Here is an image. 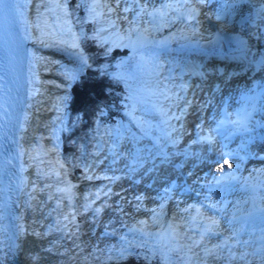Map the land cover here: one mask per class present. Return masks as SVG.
Instances as JSON below:
<instances>
[{
  "label": "bare ground",
  "instance_id": "6f19581e",
  "mask_svg": "<svg viewBox=\"0 0 264 264\" xmlns=\"http://www.w3.org/2000/svg\"><path fill=\"white\" fill-rule=\"evenodd\" d=\"M51 1H53L54 5H57L59 8L63 7V5L60 4L61 1H59V0H51ZM38 2H39V0H14L13 7H12L13 13H14L15 18H16V25H17V28L19 31V36H20V39H21L22 44H23L24 60H23L21 94H20L21 107H20V112L16 118L15 128H14V132H13V144L16 145V147H15L16 153H15V161H14V167H13V173H12V180H11V200H10V204H9V209L12 212V215H10L12 218V227L6 221V216H5V211H4V209H5L4 208V190H3L1 179H0V264H43L39 260V255L44 252L43 251L44 250V247H43L44 244L40 241V234L38 232V221L39 220L42 221V216L40 217L39 213H40V209H42V202L43 201H42L40 196H41V193H45V195L47 193L43 192L42 189L39 188L40 187L39 181L42 179H47L48 177L43 174V170H41V165L39 163H37V161L33 158L31 149L28 148L27 143H26V141L28 139V135L30 134V131L33 130V126L31 124V122H33L34 124L35 123L37 124L38 128L36 130H41V126L39 124L40 119L43 120V118H45L46 115L47 116L50 115L48 118V122H47V124H49V126H48V131L50 132L49 135H51V137L49 138V141L51 144L57 146L59 148V150L61 147L59 144V140H61V138L59 137V129H60L59 127L61 126V122H62L61 114H63V110H64L63 99H64V96L66 95L65 89L68 86V83H67V86L64 87V85H66V83L64 84V82H65L64 80L66 78L68 79V76L62 74L60 71V77L61 78L63 77L64 80L62 79L63 82H61V80H57V82H55L56 85H58L57 87H60L59 85L62 86L58 90L56 88H54V89L49 88L50 93H45L46 89L42 90L40 88V83H42V84L43 83H49L50 81H46L47 79L53 80V78H46V76L49 75V74L45 73V72H47V70H46L47 64L48 63L52 64L53 62L51 63V61H54L55 63H57L56 64L57 66H60L61 70L63 68L61 66H64V64L61 65V63L56 62L53 59V57L52 58L49 57V55L44 50L45 48L42 47L41 34H40L41 29H42V23L40 21V17H38V15L40 16L38 4H40L41 7H43V5L45 3L43 1H40V3H38ZM125 6H126L125 3L120 4L121 8H124ZM47 10H49L48 6H47ZM42 13H44V12H42ZM49 18H50L51 23H52V19H54V14L50 15ZM94 18L98 19L100 24H103L104 19L106 17L102 16V17H94ZM258 18H259V21H258V27H259L261 25V23H264V10H260L258 12ZM62 20H63V18L61 19L59 17L58 22L55 24V26H57V27L60 26L62 24V22H61ZM42 22H43V20H42ZM61 32H63V31H61ZM61 32L59 34H57V38H59L60 36L65 37L64 33L61 35ZM245 37H247V36L245 35ZM253 47H254V42H253L252 37H249L248 39L246 38L245 42H238V41L230 42L229 48H227V50H222L221 48L218 51L215 50V52L219 54L218 58L216 60H211V61H207V62L202 61V63L200 64L201 66L198 65L200 62L196 63V66L187 65L186 67L184 66L185 67L184 69L190 68L188 70H189L191 76L196 78L195 82L199 83L201 81V79L205 80L206 82H209V81H211L210 77L206 73H204L205 71H202L200 69L202 67V65L207 63L205 65V67L207 69L211 68V72H215V74H213V76H212V80L217 81V83H220V85H218V86L216 85V91L218 89H220V87L222 85L225 84V85L229 86V90H225V92L222 93V94H224L222 96L227 97V95L230 94L231 97L232 96L235 97L234 98V99H236L235 101H238L239 95L242 92H244L245 89L250 91V89L253 86L256 89H259L260 87H262V83L264 82V67L257 70L256 73H254L256 68H252V67H249V70L246 71L247 68L245 69V67H242L245 64V62H243V60H242L241 64L238 65L239 70L236 73L238 75H236V78H235L236 80L234 81V84H233V79H232L233 75L230 76V73L232 72L230 69L231 66L228 67V70H227V66H226V65H229V63H232V61L226 63L225 61H223V59L227 57L226 55H228V57L230 59H233V58L243 59L244 58V59H247L246 64H249V62L253 64V63H255V60H256V55L253 53H250L253 50ZM222 51H224V53H226V54H224ZM141 58L146 59L147 56L142 53ZM193 59L201 61L200 57H193ZM61 60H62L61 62L66 63L65 66L67 68L70 67V64H67V63L76 62L77 65L79 64V62L71 61L70 59L67 61H64V59H61ZM225 60L227 61V59H225ZM233 62H234V60H233ZM86 63H87V61H86ZM143 64H144V66H147V67L154 66L152 64V62L149 60H143ZM66 67H64V68H66ZM60 68H57V69H60ZM170 71H171V68H170ZM73 72H74V70H72L70 77L74 76ZM202 75H203V77H202ZM222 76H224L225 78H223V80L219 79ZM179 77H181V76L178 75L176 79H179ZM149 80L154 81L155 79L151 78ZM223 81H225L224 84H222ZM160 83H161V81H160ZM182 85H183L182 80L175 82L174 85L169 84L171 89L167 92L178 91V90L182 89ZM206 85H208V84H206ZM202 86L203 85L201 83V85L199 86L197 91H199V90L205 91V89L202 88ZM211 87L213 89L215 87V85H212ZM230 87H232V88H230ZM149 93H150V96L155 97L153 91H151ZM145 96L147 98L149 97L148 95H145ZM48 99H49V101H48ZM46 101H48V104H46ZM170 101L172 103L171 99H170ZM164 103H165L164 106L165 105H166V107L170 106L169 104H167V101H165ZM59 104L61 106V110L47 112V108H46V110L44 111V114L41 113V116L40 117L38 116L39 110H41V107H43V109H45L46 106H48V107L53 106V108H58ZM51 114H53V115H51ZM37 116L39 117V119L37 118ZM169 116L172 119L170 114H169ZM34 120H36V122H34ZM37 121H38V123H37ZM153 124H156V123H153ZM39 127H40V129H39ZM260 144H261V146H264V142H261ZM171 147H175L178 151H180L179 149L184 147V146L177 147L176 145H173ZM244 147L245 146H243V148ZM103 158H104V156L101 157L98 154L97 155V161H100V162H98V166H96V167L93 166V169H95L94 173H96V175L98 177H100L99 176L100 173H105L106 175H111L108 173L106 165H104ZM189 159L190 160H188V162L191 163L190 165H192V166L195 165L194 163L198 161L197 158L196 159L189 158ZM180 161L179 160H177V161L173 160V163H172L173 166H177L176 167L177 173L179 170L178 163H180ZM184 162H187V159ZM203 165H201V166H203ZM209 166L207 164L204 165V167L207 169ZM211 166H214V164ZM215 168H217V166H215ZM117 170H116V172H114V174L118 175V179H117L115 184L122 185L121 178L123 177V175H121V174L124 171L121 173V170H120V173H119ZM177 173L176 174L169 173L164 177V181H163V184L165 185L164 188H166V186H168L170 183H172V184L176 183L177 186L180 187V184L182 183L183 178L181 176H177ZM101 175H103V174H101ZM106 179L107 178H104L102 180V182H100V184L103 182L107 183L108 181ZM213 180H216V178H214ZM96 186H98V185H96ZM111 186H113L115 188V185H111ZM158 187H162V185H158ZM169 187L172 188V185H170ZM118 188H120V187H118ZM214 188L217 189L214 197L218 200H223L227 197L226 200H227V202L229 201L227 203V206L231 205V203H232L231 199H234V198L236 199V197L239 196V192H238V190H236L235 185L230 186V185H224V184L220 185L219 184V185H216ZM178 189L179 188H177V190ZM116 190H119V189H116ZM137 191L142 193L144 190H142V189L140 190L137 188V189H135V192H137ZM159 191H161V190H159ZM145 192H148V191H145ZM147 194H149V192ZM151 194L152 193H150V195ZM165 194L166 193L162 191V193L157 194V195L152 194V196H155L153 198H155V200L157 201V200L163 199ZM122 195H123L122 192H119L118 196L111 195V191H110L108 194H105L104 199H101L100 201H104L106 199H109L110 201H115L118 199V197L120 198ZM179 195L183 196L185 199L189 200L188 203H191V204H188V206H192V202H195V199L192 198L191 194L182 195V193L180 192ZM85 201L86 200H84V202ZM180 203L184 204L185 202H180ZM86 205H88V204L85 202L84 206H86ZM58 211H59V209H57V210L55 209L54 216L56 218V223H55L56 227L59 229V225L61 227H63V225H62V222L60 220V215H59ZM205 211H207V210H205ZM138 212L142 213L143 212L142 208H140V210H138ZM227 212L231 215H233L235 213V211L233 209H229ZM98 213H100V214L94 213L95 217L91 213L90 217L92 220H90L87 223H90L91 221H93L94 218L96 219V217H98V216H100V217L102 216L101 221L104 224H106V221H108V220L104 215H108V214L111 215V211L109 210V208H107L105 206V207L101 208L100 212H98ZM148 214H150V213H148ZM171 214H172V210L168 209V216L170 217L171 220H173V218H171ZM240 215H241V218L239 219V221H243V225H240V227L243 228L244 230H242L241 235L239 237H241L240 239H241L242 243H244L247 240L246 234L244 232L247 230L248 227H250L248 225L251 223H254V222H258L259 220L252 221L250 223H246L245 212L241 213ZM238 217L236 218L237 220H238ZM148 218H151V217H148ZM154 221L156 222L157 220H153V218L151 220L144 219V221L141 223L144 225L151 223V225L154 226V224H155ZM80 222L86 223V221H84L83 219H81ZM114 223H116L118 225L119 221L117 222L115 220ZM115 228H117V227H115ZM45 229L46 228H44L43 230L46 231ZM70 229H71V231L74 230L72 223L70 225ZM118 229L120 230V228H118ZM87 230L90 231L89 228H87ZM114 231L118 233L117 229H114ZM48 232L51 233V235L53 234L52 236L55 237L57 240H59V238H57V236H58L57 232H52V230H48ZM109 234L117 235L115 233H112V230H106V233H103L102 235L104 237H106ZM184 235H186V234H184ZM236 235H237V233H236ZM235 238H237V237H235ZM182 239L184 242H186L185 245H188V247L192 253H194L195 251H199L202 253H206L208 256L206 259L199 260V259H197L200 257L199 255H197V254H196V256L192 255V256H190L188 261H187V259H185V261L183 263L188 262L189 264H202V263L203 264H226V261H228V259H226V260L222 259V257L219 254L220 250H217V252L208 251V249H204L203 251H201L199 248H196V249L194 248L195 243H193V245L191 246V242L187 241L189 239H187L185 236ZM102 240L103 239H98L97 241H94V243H91L89 241V243L87 242L86 244L84 242H81V244L84 245L83 254H82V260L83 261H87V263H89V264H100L102 262L100 260V256H102L103 252H107L106 250H108V251L109 250H117L118 247H117V244L115 242L111 241L109 244H107V242L105 241V243L103 244L100 242ZM180 242H182V240ZM204 245H206V244H204ZM90 247H92L91 250L87 251L86 249L90 248ZM242 249H243V252H246V253L248 252V246L247 245L245 247H242ZM174 253H176V252H173V251L170 252L171 257H174V255H173ZM237 256L238 255H236L234 253L233 260H232L233 264H238L237 263L238 261L236 260ZM103 262L105 263V260H103Z\"/></svg>",
  "mask_w": 264,
  "mask_h": 264
},
{
  "label": "rangeland",
  "instance_id": "374dc122",
  "mask_svg": "<svg viewBox=\"0 0 264 264\" xmlns=\"http://www.w3.org/2000/svg\"><path fill=\"white\" fill-rule=\"evenodd\" d=\"M86 13L90 14V8L88 6H87ZM72 16L74 17L73 14ZM81 35H82V31L78 30L76 32V37H79ZM139 50L143 51L144 52L143 54L147 56V58L144 60L151 61L154 66L152 67L142 66L144 65L143 62L141 65V61H136V62H133L123 67L122 69L121 66L123 65L122 63L124 61L118 62V63L114 61L111 65L112 70L110 73L115 78L118 84V87L120 85H123L125 89V92L121 97L122 103L120 105L117 104V108H119L120 110L118 109L119 110L118 112L113 111L116 117L114 119L113 118L109 119L110 122L107 123L108 125L105 124L104 127L100 128V130H99L98 124L94 125L93 129H96V133H94L95 135L93 137V140H91L88 143L86 148L84 147L83 144L79 143L73 147L72 152L70 151L67 155L63 154L64 158L67 159L68 162H74V161L76 162V160H78V158L81 156L82 157L81 161L83 163L84 161L89 159L90 156L92 155V154L89 155V152L95 153V154L97 152V155L99 154L101 157L104 156L103 158L104 165H106L109 174H114V172H116L117 169L119 173H120V170H121V173L124 171L121 174L123 175V177L121 176L122 186H126L127 190L132 194L133 197H134L135 189L137 188L140 190L141 189L144 190L143 191L144 194H147L148 192L149 194L152 193L156 195L162 193L163 190L161 189V191H159L160 189L158 190V185H162V188H164L165 187V185L163 184L164 177L169 173L171 174L177 173L176 171L177 166H173L172 164L173 160H176V161L181 160L180 163L185 164V170L187 172L189 171L190 173L189 175H191L190 177L193 176L197 179H200L202 176L206 175L210 169H213L215 168V166H217V164H214V166H211L213 165V163H206L208 161H205L204 159H201L200 161L195 162L196 164L194 163L195 165L192 166L190 165L191 163L184 162V160L181 159L180 154L175 156L171 154L172 152L170 153L171 148L173 152L178 151L176 148L170 147L168 148L169 150L168 149L164 150L166 149L164 148L165 141L160 136L159 138H157L158 131H157V128L153 126L155 124L150 125V124L145 123L149 118L148 116L136 115L139 109L141 108L145 109L144 101L136 99L135 97L137 96L131 94L129 90L130 89H141L142 84L144 83L143 82L144 78L148 76V79H151V78L155 79L154 80L155 83L149 84L147 86L154 88V89H151V91H153L155 97L157 98L158 96L161 97L164 91L167 92L171 89L169 84L174 85L172 83H169L166 85V81H168L170 77V68L172 69L175 68V70L172 71L173 78H170V80H175L176 78L174 77V74L176 75L177 73H179L180 71L179 69L181 67L179 66V62H177V58L175 56H172L171 54H165L164 56H155V55H150L152 54V52L149 53L147 50H141L140 48ZM45 52L51 58L58 57L56 53L51 52L50 50L49 51L46 50ZM86 58H89V57H86ZM86 58L79 56L78 59H80L81 64H78V65L76 62L67 63V64H70L69 68L65 66L66 63L61 62L62 60H59L58 62V63H61V65L64 64V66H61L63 67L62 70L60 66H58V68L60 69H58L57 72L59 73L61 71L62 74L68 76V79L66 78L64 80L65 81L64 84L66 83L64 87L67 86V83H68V86L65 89L66 95L64 96V99H63L64 110H63V114H61L62 122H61V126L59 127L60 134L61 132L63 133L65 131L66 120L68 118L67 116L68 113L66 109L68 105L67 102L69 100L68 92L71 88L72 83L76 81L77 77L81 75L82 71L86 69L85 63H82ZM95 58L100 59L102 57L100 58L99 56L92 57V59H95ZM204 59H205L203 60L204 62L211 61V60H208L206 57ZM232 60H234V62L232 61V63H229V65H226V66H227V70H228V67L231 66L230 69L232 72L230 73V76L233 75L232 76L233 84H234V81L236 80L235 79L236 75H238L236 74L237 71L239 70L238 65L241 64L238 61L243 60V62H245V64L242 67H245V69L247 68L246 71L249 70V67L255 68L254 63L252 64L249 62V64H246L247 59L233 58ZM64 61H67V60H64ZM223 61L226 62L225 59H223ZM205 65L206 64L202 65V67L206 68ZM184 66L185 65H182L183 70H184ZM72 70H74L73 72L74 76L70 77ZM153 71L156 73H154ZM204 73H206L211 79V81L209 82H206L203 79H201V81L199 82V83H202L203 85L202 88H204L205 91H211L210 90V88L212 89L211 86L215 85V87L213 88L215 89V93L213 94V96L219 95L220 100L224 102H228L227 98L231 100V102L234 100L235 97L233 96L231 97L230 94H228L227 97L222 96L224 95L222 93H224L225 90H229V86L224 84L225 81H223L222 83L224 85H222L220 89L216 91V85L218 86L220 85V83H217V81L212 80V76L213 74H215V72H210L206 68ZM254 73H256V70L254 71ZM51 76H53V74L46 76V78L51 77ZM223 78L225 77L222 76L219 79L223 80ZM61 79L63 78H60V80ZM150 81L151 80H149V82ZM61 82L63 81L61 80ZM97 116L100 118L103 117V120L106 122L108 121L110 114L102 111V112H98ZM141 120H143V122ZM156 126H159V124L156 123ZM262 142H264V140ZM96 143H97V146L95 145ZM248 162L252 163L253 160H250ZM202 163L204 165L207 164L208 166L209 165L210 166L207 169L204 167ZM177 176H179L178 173H177ZM177 188L180 189V187L177 186L176 183H173L172 189H174V191L177 194H180V192H178L179 189L177 190ZM145 191H148V192H145ZM152 194H151V197L149 198L150 200L153 199ZM248 226L250 227H248L247 230L244 232L246 234L247 240L244 243L241 242L240 246L241 247H245L246 245L248 246V252L246 256L249 257L250 259L251 258L253 259L252 264H263L264 263V221L259 220L254 225L251 223ZM113 235L114 234H109L108 236L104 237L105 239L103 238L104 241L102 240L100 242L104 244L106 241L107 244H109L111 241H113L117 244L118 248L117 250H109V252H103L102 256L104 255V257L101 258V261H103L104 259L105 261H107L108 259L121 258L127 252L126 248L128 245H132V246L142 245L143 246V244H137L136 242H132V241H123L119 243V239H117V235H114V236ZM143 247L146 248V246H143ZM147 251H148L149 256H152V255L157 256V249L155 247L147 248ZM172 251L174 252V250ZM162 257L163 255L161 253V255L159 256L160 263L163 261ZM179 262L180 260L178 258H171L168 264H178ZM103 264H106V263L103 262Z\"/></svg>",
  "mask_w": 264,
  "mask_h": 264
},
{
  "label": "water",
  "instance_id": "95a60500",
  "mask_svg": "<svg viewBox=\"0 0 264 264\" xmlns=\"http://www.w3.org/2000/svg\"><path fill=\"white\" fill-rule=\"evenodd\" d=\"M48 3L52 4V9H56V6L54 5L53 1L51 3ZM41 12H39L40 16L38 15V17H40V21L42 23V29L40 34L41 44L42 47L45 48L44 50H50L51 52L56 53L58 57H53L56 62H59V60L61 59H70L71 61H76L74 57L69 56V53H67L66 51L67 48L64 47L63 43L58 41L57 39V34H59L61 31H63L61 32V35L63 33L65 35L67 34V30H65L66 21L63 19L61 21L62 24L57 27L55 26V24L58 22V17H54L51 23L50 18L45 17ZM60 18L62 19L63 17ZM51 63L52 64H47V72L45 73L49 75H52L53 73V76L48 77L53 78V80H46L52 82L43 84L40 83V88L42 90L46 89L45 93H50L49 88H56L58 90L62 87L61 85H59L60 87H57L58 85H56L55 83L61 78L60 72H57V63H55L54 61H51ZM48 101H46V104H48ZM47 107L48 106L45 107L43 112L46 110ZM50 109L51 106H49L48 110ZM19 112L20 111L17 112V116ZM34 122H36V120H34ZM44 125V122L40 119V126L42 127V130H40L39 135H36L37 132L33 129L34 134L28 135V139L26 141L28 148L31 149L33 158L37 161V163L41 165V170H43V174L48 177L47 179H42L39 181V188H41L43 192L47 193L46 195L45 193H41L40 196L43 201L42 209H40L39 213L40 217L42 216V221H38V232L40 234V241L44 244V252L39 255V260L43 264H89L87 263V261L82 260L84 245H82L81 242H84L85 244L87 242L89 243V241L91 243H94V241H97L98 239H103L104 236L102 238L101 235L103 233H106V230H112V233L117 234V239H119L120 235H122L123 232H127L128 229L126 227L129 225L128 223L130 222V220H134L136 218V213H140L138 212V210L142 208V211H145L146 207H144L140 202H134V199L131 197L130 192L126 189L123 190L122 188L121 189L123 190V195L120 198L118 197V199L114 201L116 203L110 201L109 199L100 201L101 199H104V195H101L102 191L106 188H109V190L113 188V186L106 184V182H104V187L98 191V198L95 201L90 200V198H93L91 192L96 191L97 186L95 184H89V181L83 180L81 178L76 179V184H71L67 181V176L70 175V170H67L65 168H57V164L58 166H60L59 164L63 163V161L60 159L58 151H54L53 156H51V153L46 149L44 141L45 135L43 134L46 131ZM15 153L16 149L13 147V149H10V151L8 150V154L9 156H11V159L8 158L6 155L0 154V160H2L3 157L6 159V162L4 161L7 167V169L5 170V178L4 180L1 179V171L0 179L2 180L1 183L4 190V211L6 221L11 227L12 218L10 215H12V212L9 209V204L11 200V180L15 161ZM85 184L88 185L85 186ZM112 185L115 184L112 182ZM84 189L88 190L86 191L87 193L90 192V194L88 195L90 198L87 199L86 203L90 206L94 217V213L100 214L98 212H100V209L105 206L109 208V210L111 211V215H105L108 220L106 221V224L101 221L102 216H98L96 217V219L94 218L93 221H91L90 223L84 225L83 228L80 227L77 232V226H79L81 222L75 219V212H77V209L81 206L84 207L85 202L82 204L81 201L82 194L83 192H85ZM111 195L118 196L119 193L114 194L113 192H111ZM55 209H59L58 212L63 225V227L59 225V229L56 227L55 224ZM115 220L117 222L119 221L118 225L114 223ZM71 223L74 227V230L72 231L70 229ZM44 228H46V231L43 230ZM87 228H89L90 231H88ZM118 228H120V230ZM114 229H117L118 233L115 232ZM48 230H52V232H57V238H59V240L53 237V234L51 235ZM132 230L135 231L136 229L133 228ZM152 233L154 235L153 238L157 237L159 234V238L157 239L161 241L160 246L163 248V250L168 246V243H170L171 241H174L175 243H177L176 241L180 242L184 237L183 234H185V232L181 231L179 228L170 227H156L155 230L152 231ZM149 241L153 242L151 240ZM197 243L198 242H196L194 245H196Z\"/></svg>",
  "mask_w": 264,
  "mask_h": 264
},
{
  "label": "trees",
  "instance_id": "16d2710c",
  "mask_svg": "<svg viewBox=\"0 0 264 264\" xmlns=\"http://www.w3.org/2000/svg\"><path fill=\"white\" fill-rule=\"evenodd\" d=\"M70 5L77 14V18L81 19L85 6L77 10L75 0L71 1ZM80 47L83 53H88L89 58L86 59V69L72 83L68 92L69 100L66 108L68 118L65 131L60 134L61 149L65 155L72 152L76 144L81 143L86 148L96 133V129H93L94 125L98 124L100 130L110 122L109 119L116 117L113 111L120 110L117 104L122 103L121 97L125 92L123 85L118 87L110 73L111 61L116 53L108 57L103 53L98 54L97 46L88 39L86 33L81 37ZM93 56L102 58L92 59ZM102 111L110 114L106 122L103 117L97 116V113ZM126 251L121 258L108 259L105 262L107 264H159L157 258L149 256L147 249L142 246H132Z\"/></svg>",
  "mask_w": 264,
  "mask_h": 264
},
{
  "label": "snow or ice",
  "instance_id": "6c2138e0",
  "mask_svg": "<svg viewBox=\"0 0 264 264\" xmlns=\"http://www.w3.org/2000/svg\"><path fill=\"white\" fill-rule=\"evenodd\" d=\"M217 163H219V161H217ZM231 165H229V167H230ZM218 171H220V172H224L225 171V169L223 168V167H221L220 169H218Z\"/></svg>",
  "mask_w": 264,
  "mask_h": 264
}]
</instances>
